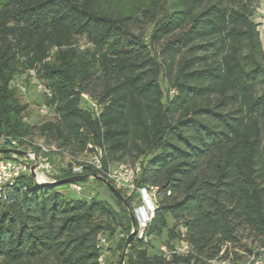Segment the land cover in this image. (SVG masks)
<instances>
[{"label":"trees","instance_id":"16d2710c","mask_svg":"<svg viewBox=\"0 0 264 264\" xmlns=\"http://www.w3.org/2000/svg\"><path fill=\"white\" fill-rule=\"evenodd\" d=\"M258 2L0 0V133L37 135L79 160L101 150L104 170L140 162L137 186L157 187L148 241L134 236L123 264H208L216 257L245 264L260 255ZM30 70L51 90L40 91L48 115L39 122L17 97L38 89L28 83L21 93L12 85L27 83ZM67 160L56 180L74 175ZM91 173L104 175L83 168ZM66 187L22 176L0 199V264H100L97 235L117 230L124 247L132 229L125 205L107 187L120 212L107 200L71 198ZM118 190L132 207L136 193ZM153 238L168 248L185 241L194 253L166 259L156 244L149 251Z\"/></svg>","mask_w":264,"mask_h":264},{"label":"built area","instance_id":"2783aa9c","mask_svg":"<svg viewBox=\"0 0 264 264\" xmlns=\"http://www.w3.org/2000/svg\"><path fill=\"white\" fill-rule=\"evenodd\" d=\"M261 14L264 15V8L259 9ZM29 81L19 82L13 81L12 85L15 86L21 93L27 92L28 83L34 85L39 91L46 96H51V90L46 83L36 77L35 71H29ZM87 98L86 95H84ZM39 113L48 115L47 108L41 106ZM26 120V118H24ZM11 148L22 151L18 153H3L0 152V199L7 197L8 191L17 183V180L22 176H29L33 179L34 183H47L56 180L53 175L54 161L64 158H69L72 161L71 171L74 175L83 173V168L89 166L93 169L100 171L116 188L123 189L127 195L136 193V199L132 203V212L136 220L135 236L144 241H148L146 230L154 217L156 205L157 187L154 186H137L136 178L141 171L140 162L134 165H127L120 163L113 168L104 170L102 168L101 150L84 160H79L76 157L68 156L67 153L55 144L45 143L42 139H35L30 137H10L0 133V149ZM75 161H81L77 164ZM34 166V176L31 173V167ZM101 175V174H100ZM69 189L80 192L81 185L78 182L68 184ZM132 230V229H131ZM122 236V234H121ZM97 248L99 250L98 262L100 264H107L109 251V239L104 233L97 235ZM159 252L169 259L174 255H188L194 253L192 247L185 241L168 248L161 246ZM208 264H229L227 260L216 257L208 260ZM245 264H264V256H256L252 254Z\"/></svg>","mask_w":264,"mask_h":264},{"label":"rangeland","instance_id":"374dc122","mask_svg":"<svg viewBox=\"0 0 264 264\" xmlns=\"http://www.w3.org/2000/svg\"><path fill=\"white\" fill-rule=\"evenodd\" d=\"M115 5H125L131 6L132 4H136L139 2V0H111ZM258 8L263 9L264 8V0H259L258 2ZM254 20L257 24V29L260 33V39L262 42V47L264 49V15L260 13V11L257 9L254 13ZM27 73H22L21 77L18 75L16 77L17 80H20L22 77L26 76ZM164 90L165 87H164ZM18 99L22 103H27L28 105V117L31 119L32 122H39L42 119V114L39 113V108L41 106V103L43 101L42 94L40 91L36 90L33 86L29 87V90L27 92V96L19 95L17 94ZM35 139H40L37 135H34ZM68 163L67 158L62 157L59 160V163L57 160L54 161V167L52 171V175H58L60 173L59 168L65 167ZM126 164H131L129 162H125ZM82 190L80 192H75L68 187H66L63 191L66 192L71 198H81L86 197L90 198L93 196V198L97 200H107L109 201L115 209H117L118 212H120V209L118 208L114 197L112 194L107 190L106 186L98 182L97 180L87 178L86 180L79 181ZM34 186V184H32ZM122 214H124V211H121ZM105 235L109 239V248H110V255L108 257V260L111 264H119L121 259V254L123 251V247L119 249V238L121 237V231L117 230L114 232L112 236H108V233L105 232ZM154 244L158 245L160 248L164 242H156V240L153 238L151 240V245L149 246V251L156 250L154 249ZM153 245V246H152ZM256 251L260 252V255L264 256V247L260 245V243L255 242L254 243ZM165 246V245H163ZM247 262V261H246Z\"/></svg>","mask_w":264,"mask_h":264},{"label":"water","instance_id":"95a60500","mask_svg":"<svg viewBox=\"0 0 264 264\" xmlns=\"http://www.w3.org/2000/svg\"><path fill=\"white\" fill-rule=\"evenodd\" d=\"M0 152H3V153H18V154L22 153V151H20V150L11 149V148H2V149H0ZM31 173L34 176V166L31 167ZM88 177L94 178V179L104 183L105 186L109 189V191L117 199H119L123 203V205H125V207L128 210V213H129V216H130V219H131L132 230L127 235V237L125 239L123 251H122V254H121V259H120V263L119 264H123L124 259H125V255L127 253V249L129 247L133 237L135 236L136 220H135V217L133 215L132 208H131L130 204L128 203L126 198L122 195V193L118 190V188H116L112 183H110L105 177H103L102 175H99L97 173L73 175V176L61 178V179H58V180H54L52 182L37 183L36 185H42V184H69V183H72V182H79L82 179L88 178Z\"/></svg>","mask_w":264,"mask_h":264}]
</instances>
